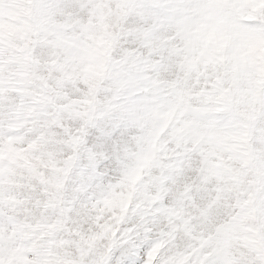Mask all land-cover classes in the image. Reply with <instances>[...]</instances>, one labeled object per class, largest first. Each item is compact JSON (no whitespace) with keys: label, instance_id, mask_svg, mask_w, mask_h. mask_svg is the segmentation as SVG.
<instances>
[{"label":"snow or ice","instance_id":"1","mask_svg":"<svg viewBox=\"0 0 264 264\" xmlns=\"http://www.w3.org/2000/svg\"><path fill=\"white\" fill-rule=\"evenodd\" d=\"M0 264H264V0H0Z\"/></svg>","mask_w":264,"mask_h":264}]
</instances>
